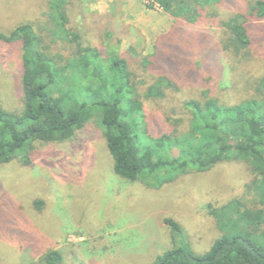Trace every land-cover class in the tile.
<instances>
[{"label": "trees", "instance_id": "1", "mask_svg": "<svg viewBox=\"0 0 264 264\" xmlns=\"http://www.w3.org/2000/svg\"><path fill=\"white\" fill-rule=\"evenodd\" d=\"M142 1L172 20L150 54L132 46L117 54L92 45L73 27L69 0H38L39 10L27 19L0 28V43L20 52L8 88L13 104L0 99V164L18 160L30 166L39 145L72 142L92 121L102 129L114 174L129 182L157 188L189 172L242 164L251 176L246 193L254 198L209 204L217 234L207 248L197 251L179 240L154 264H264V72L240 101L224 102L208 87L182 100L177 118L167 117V130L156 137L146 108L147 101L165 100L175 89L159 70L162 40L178 41L182 55L198 56L202 38L191 27L216 29L221 52L253 66L264 49V0H242L227 10L225 0ZM34 6L28 0L24 5ZM165 222L180 231L175 221ZM62 262L55 249L38 259Z\"/></svg>", "mask_w": 264, "mask_h": 264}, {"label": "rangeland", "instance_id": "2", "mask_svg": "<svg viewBox=\"0 0 264 264\" xmlns=\"http://www.w3.org/2000/svg\"><path fill=\"white\" fill-rule=\"evenodd\" d=\"M26 1L0 0V28L39 10L38 0H28L32 10L24 7ZM241 2L225 0L222 8ZM68 11L85 40L117 54L131 46L152 53L157 37L172 25L158 7L147 8L142 0H69ZM190 30L202 38L198 56L182 55L178 41L162 40L159 70L175 89L165 100L146 102L154 137L167 130V117L177 118L182 100L199 97L208 87L224 102L240 101L251 95L257 73L264 72V49L251 66L221 52L216 29ZM19 55L17 48L0 43V99L9 107ZM250 181L244 165L228 162L157 188L123 180L112 170L100 125L92 121L72 142L39 145L30 166L18 160L0 164V264H38L49 249L60 252L62 264H154L179 240L203 251L217 234L208 205L252 200L246 193Z\"/></svg>", "mask_w": 264, "mask_h": 264}]
</instances>
